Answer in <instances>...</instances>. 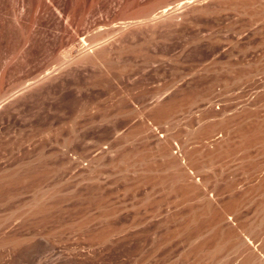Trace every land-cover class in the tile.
Returning a JSON list of instances; mask_svg holds the SVG:
<instances>
[{
  "label": "rangeland",
  "instance_id": "rangeland-1",
  "mask_svg": "<svg viewBox=\"0 0 264 264\" xmlns=\"http://www.w3.org/2000/svg\"><path fill=\"white\" fill-rule=\"evenodd\" d=\"M178 1L0 0V264H264V0Z\"/></svg>",
  "mask_w": 264,
  "mask_h": 264
},
{
  "label": "bare ground",
  "instance_id": "bare-ground-1",
  "mask_svg": "<svg viewBox=\"0 0 264 264\" xmlns=\"http://www.w3.org/2000/svg\"><path fill=\"white\" fill-rule=\"evenodd\" d=\"M185 2H191V0H184V1H178L176 3V5H181ZM173 6H171V4H166L165 6H163V8H161L157 13H155L152 17H149L150 20L156 18L159 14H163L165 12H167L169 9H172ZM178 9V8H177ZM150 20H147V21H150ZM146 22V21H145ZM138 23V22H137ZM142 23V22H141ZM83 44L84 45H88L90 43H87L85 40H83ZM91 48V47H90ZM249 241V240H248ZM46 247V246H45ZM57 256V255H56ZM55 259V258H54ZM57 259V258H56ZM71 262V261H70ZM69 260L68 259H65V257H58L57 260H55V263L54 264H70ZM73 263V262H72ZM75 264V263H74Z\"/></svg>",
  "mask_w": 264,
  "mask_h": 264
},
{
  "label": "crops",
  "instance_id": "crops-1",
  "mask_svg": "<svg viewBox=\"0 0 264 264\" xmlns=\"http://www.w3.org/2000/svg\"><path fill=\"white\" fill-rule=\"evenodd\" d=\"M264 242V240H261V243H263Z\"/></svg>",
  "mask_w": 264,
  "mask_h": 264
}]
</instances>
